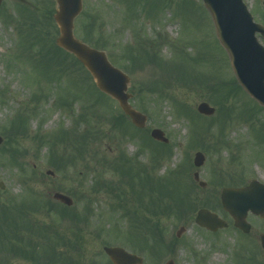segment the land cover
<instances>
[{
  "label": "rangeland",
  "instance_id": "1",
  "mask_svg": "<svg viewBox=\"0 0 264 264\" xmlns=\"http://www.w3.org/2000/svg\"><path fill=\"white\" fill-rule=\"evenodd\" d=\"M243 1L254 21L263 24L264 0ZM2 3L0 134L4 148L0 147V182L5 188H0V203L14 200L17 205L22 203L20 209H24L20 216L15 215L17 225H12L11 229H6L0 216L1 229H6L8 240L0 244V264H49L52 254L56 258L51 263L66 264L63 252H69L70 247L74 248V264L78 261L80 264H108L103 248L110 246L125 247L131 254L144 258V264H164L171 259L175 264H264V251L259 240L260 234H264V222L249 214L247 219L252 231L243 238L219 204L220 192L226 187H244L253 180L264 184V109H259L244 92L237 91L225 102L226 112L230 115L225 117L213 97H203L201 88L219 80H230L228 83H231L234 74L227 54L215 37L211 16L200 1L83 0V14L74 25L77 39H87V26L92 24L89 39L94 42L103 37V44L109 49L108 58L115 66L122 68L119 57L123 47H140V44L149 47L147 53H156L157 60L166 65L165 74L157 63L146 64L133 75L122 68L130 76V105L147 116L146 128L138 133L130 126L124 125L122 133L119 127L111 126L109 119L119 114V106L106 96H99L88 76L79 73L78 66L74 67L76 69L63 68L62 75H58L57 65L43 64L40 55L43 44H39V39L44 38L45 44L52 46L57 38L54 22L44 19V15L56 6L53 1L3 0ZM7 19L12 23L6 22ZM259 42L264 46V39L259 38ZM46 50H49L48 45ZM139 54L145 55V51ZM172 66L179 68L180 75L176 78L170 71ZM157 73L167 74L169 78L160 81L162 85L157 82L153 91L147 80L149 75ZM150 90L156 92L151 93V98L146 94ZM162 92L166 96L159 94ZM202 102L215 108L212 117L197 113L196 108ZM179 106L183 112L177 111ZM20 116L25 124L22 126L24 131L19 134L10 126ZM94 128L101 134H94L88 142L87 150L91 155L84 154L90 170L83 169L79 160L58 171L50 165L52 153L60 156L65 148L58 140L62 131L69 132L72 138L77 132ZM152 129L164 132L171 149L170 155L158 163L156 155L168 149L146 136ZM11 146L25 151L17 155L14 162ZM119 151H123L132 163L148 166L149 175L141 176L142 185L136 183L128 189L129 172L123 174L117 170L111 173L106 166V170H100V180L112 182L103 189L104 192L92 196L99 170L91 158L97 159L104 154L113 157ZM198 152L205 157L201 168L193 165L194 155ZM46 171L55 175L50 177ZM195 172L200 181L206 183L205 191L196 184ZM165 178L178 181L172 184L179 185L175 187L179 199L189 194V199H185L188 202L184 204L188 212L182 213L194 211L195 216L196 209L206 208L224 220L228 228L211 233L188 219L185 233L176 239V231L184 225L173 218L170 224L166 221L163 226L164 230L168 225L161 242L166 244L165 248L153 255L148 249H141L150 234L145 225L139 229L141 232L138 230L130 211L136 208L148 215L150 208L152 212L151 201L160 199L162 192L158 184ZM151 181L155 184L151 195L156 196L149 200ZM110 184L121 185L119 193L123 198L108 189ZM64 189L63 194L75 190L72 197L68 194L74 202L73 208L67 211L68 217H61L63 208L52 203V214H41L45 200L52 202L47 194ZM166 189L171 190L169 186ZM162 199L168 202L167 198ZM72 214L76 216L73 221ZM68 225L72 228L65 229ZM15 226L21 229L18 232L23 237H10L8 230ZM136 231L142 234L140 246L131 240ZM62 238L66 240L64 243L60 241ZM165 239H176L180 244L174 256L169 254L172 245ZM149 244L153 246L152 239ZM13 245L25 248L35 258L20 259L7 249ZM242 260H246L245 263H241Z\"/></svg>",
  "mask_w": 264,
  "mask_h": 264
},
{
  "label": "water",
  "instance_id": "2",
  "mask_svg": "<svg viewBox=\"0 0 264 264\" xmlns=\"http://www.w3.org/2000/svg\"><path fill=\"white\" fill-rule=\"evenodd\" d=\"M57 10L54 21L59 28L57 46L72 54L84 65L88 73L93 77L97 88L113 99H116L125 115L131 118L135 127L144 128L146 117L135 112L126 93L129 77L112 66L105 53L89 48L86 44L76 40L73 35L74 19L82 11V0H55ZM2 0H0V5ZM204 5L212 15L216 29V37L226 50L230 58L232 69L242 89L264 106V49L258 46L255 33L264 35V28L253 24L252 18L247 13L241 0H203ZM197 112L205 116H212L214 108L207 103H201ZM150 136L156 141L168 143L160 130H153ZM0 136V145H2ZM194 165L203 164L204 156L196 154ZM52 174V173H50ZM194 178H197L195 174ZM0 186L3 188L2 184ZM204 187L205 184H200ZM223 209L228 211L234 220V226L244 233L250 232V226L246 223L249 210L259 218L264 219V186L252 182L246 189H226L221 194ZM53 199L63 205L72 206V200L59 193H54ZM195 221L211 231L224 227L222 220L208 210L198 212ZM181 231L178 232V235ZM261 246L264 249V235L261 236ZM104 252L113 264H142V260L134 255L127 254L123 249L105 248Z\"/></svg>",
  "mask_w": 264,
  "mask_h": 264
},
{
  "label": "trees",
  "instance_id": "3",
  "mask_svg": "<svg viewBox=\"0 0 264 264\" xmlns=\"http://www.w3.org/2000/svg\"><path fill=\"white\" fill-rule=\"evenodd\" d=\"M92 24L89 26V28L87 27V32L90 34L92 32ZM94 46L99 48V49H105V46L103 44H100L98 42L94 43ZM140 48H143L142 52H140ZM147 46H142L140 44V47H134L132 45H127L125 47H123L122 51L125 52L124 56L121 58V65L129 72V73H133L136 69H141L143 65H145V63H150V64H158L159 67H161L162 62L157 60V54H149L147 53L148 51ZM50 51V52H49ZM145 51V55H141L139 53H144ZM42 57V60H44V64H48V63H54L55 65H57L58 67V73L59 75H61V73H63V68H74V67H79V73L80 74H84L87 75V73L85 72V70L83 69L82 65L79 64L76 59L70 55V54H66L64 51H62L59 47L57 48L56 46H52L51 50H47V52H43L40 54ZM127 55V56H126ZM123 62V63H122ZM125 62V63H124ZM129 65V66H126ZM76 69V68H74ZM178 70L179 68H174V66H172V71L173 77H178ZM176 75V76H175ZM89 76V75H87ZM90 78V77H88ZM163 78V77H161ZM168 79V77L166 78ZM158 82V81H157ZM156 81H154L152 79V81L149 82V86H153V91H155V85L157 84ZM161 83V82H160ZM162 85V83H161ZM164 87V86H163ZM200 87H202V85H200ZM199 87V88H200ZM164 89L167 91L166 87H164ZM202 91H204V95L203 97H213L216 103V106L219 107L221 109V111L223 112L224 116H227V109L225 108V102H227L228 98L234 94H237V91H240V88L238 87V85L236 84V82L234 80L231 81V83H228L227 81H223V80H219L216 81L215 83L209 85L207 88H201ZM151 91V90H150ZM152 92V91H151ZM152 93H156V92H152ZM161 96H163L165 93H159ZM158 100V99H157ZM157 100H154L155 102H157ZM184 109L182 107L178 108V112H183ZM96 113V112H95ZM222 115V116H223ZM125 117L123 116H119V117H112L110 120L112 121V126L114 127V129L116 127H119V131L122 133V131H124L125 127H124V119ZM101 134V131L99 129L94 128L93 130H87V131H83L82 133H78L76 135H73V137L71 138V134L68 132H62V134H60L58 137V140L62 143H65L66 147H70L73 146L74 147V151L73 154H70V152H72L70 149L63 150L64 153L63 155L59 157L55 154V152L52 153V155L49 157V161L51 163V165L53 164L54 166H57V163L60 164L63 161L66 162H70V161H74V160H81L83 161L81 163V167L83 169H91V166L85 161L84 158V154H86L87 152L89 153V155H91V152H89L87 150L88 148V142L87 139L92 138L94 136V134ZM74 138L75 142H72L71 139ZM57 144V143H55ZM76 144V145H75ZM12 156L13 158H16L17 155H20L21 152H25V151H21L19 150V148L12 146ZM76 148V149H75ZM73 149V148H72ZM122 158V160H121ZM121 158L119 159V161L115 162V161H109L107 159H105V157H101L99 156V158H91V160L94 161V165L95 168H106V166H108L110 169H115L117 164H120V161H124L125 160V164L128 165V160L125 159L124 156H121ZM61 161V162H60ZM72 163V162H70ZM117 163V164H116ZM87 170V171H88ZM108 183V182H107ZM106 183V184H107ZM105 185V182H102L100 179H98L97 181V185L95 187V190H92V196H95L98 192V189H100L102 186ZM159 187H161L159 185ZM166 196L169 197V200L167 203L163 202V201H151L153 203V211H152V215L149 216V218L146 217H139L138 213H134L133 217L136 219L137 224L138 223H144V225L146 226V228L149 230V233L152 235V237L154 238L155 241V247L156 248H160L163 249L164 246L161 244L162 240H163V226L165 223H167L166 221L168 220V218L171 216V214L175 213L176 216H179L182 213V209L184 208V204L185 201L181 200L177 197L176 194H167ZM51 202L46 201L44 202L43 206L45 207H49L52 208L51 206ZM61 206V205H59ZM63 207V206H61ZM12 208V206H6L5 203H0V213L4 214V211L6 209H10ZM63 209L68 210L66 207ZM185 211L187 212V207L185 206ZM70 213H67V211L61 210L60 211V216L62 217H68L67 215ZM72 217V221L74 218H76V216L74 214L70 215ZM139 226V224H138ZM63 240V238H62ZM78 240V239H77ZM77 264V262H76ZM78 264H80V262L78 261ZM93 264V263H90Z\"/></svg>",
  "mask_w": 264,
  "mask_h": 264
},
{
  "label": "flooded vegetation",
  "instance_id": "4",
  "mask_svg": "<svg viewBox=\"0 0 264 264\" xmlns=\"http://www.w3.org/2000/svg\"><path fill=\"white\" fill-rule=\"evenodd\" d=\"M196 184L199 186V184L196 182ZM207 188H204L203 191H205Z\"/></svg>",
  "mask_w": 264,
  "mask_h": 264
}]
</instances>
